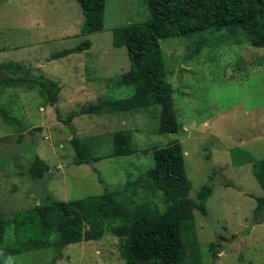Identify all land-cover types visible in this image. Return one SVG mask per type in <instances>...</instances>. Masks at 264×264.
I'll return each mask as SVG.
<instances>
[{"label": "rangeland", "instance_id": "obj_1", "mask_svg": "<svg viewBox=\"0 0 264 264\" xmlns=\"http://www.w3.org/2000/svg\"><path fill=\"white\" fill-rule=\"evenodd\" d=\"M150 18L147 0H106L103 30L83 34L84 13L76 0H0V64H20L61 87L55 106L46 104L38 85L3 90L0 104L19 122L5 123L0 114V215L33 208L47 195L72 201L115 192L154 165L155 148L179 140L192 183L189 196L197 199L205 184L213 189L206 213L194 212L199 243L186 249L184 262L264 263V208L255 213L264 191L253 171L254 162L264 158V48L242 36L240 42L227 29L191 40H161L184 129L178 133L158 132L160 106L81 114L82 106L91 102L133 94L131 85L107 82L131 67L126 46L114 44V29ZM199 36L207 43L198 56L187 57ZM85 40L91 41L90 49L52 58ZM126 129L133 133L137 153L112 156L114 134ZM74 137L90 146L96 160L76 162ZM37 156L50 165L39 181L28 172ZM154 200L164 210L163 198ZM13 229H7L10 241ZM118 240L109 234L71 244L56 264H127ZM52 257L51 251L32 250L2 264H49Z\"/></svg>", "mask_w": 264, "mask_h": 264}, {"label": "trees", "instance_id": "obj_2", "mask_svg": "<svg viewBox=\"0 0 264 264\" xmlns=\"http://www.w3.org/2000/svg\"><path fill=\"white\" fill-rule=\"evenodd\" d=\"M82 7L83 34L104 28L106 0H76ZM151 18L147 22L114 29V44L126 46L131 60L128 71L109 78V84L133 86L127 98H107L82 106L81 114L102 112H132L160 106V134L184 130L175 107V87L169 80L161 40L182 37L191 40L197 34L227 29L231 35L245 38L252 46L264 48V0H147ZM207 43L199 36L191 54L198 56ZM91 41L52 54V58L84 52ZM0 99L7 87L39 86L46 104L55 106L61 87L58 81L43 74L33 75L20 64L1 63ZM59 111V110H58ZM78 113V112H77ZM5 123L18 121L0 104ZM67 122V121H66ZM78 164L96 160L90 146L81 138L71 141ZM150 152L149 150H146ZM137 153L131 130L114 134L112 156ZM154 165L133 181L129 179L115 192L88 196L72 201L57 200L49 195L44 203L19 210L9 217L0 215V264L32 250L51 251L49 264L62 258L63 249L83 241H96L112 234L119 238L118 250L127 264H188L186 249L198 246L195 210L206 213V201L213 194L211 184H205L197 199L189 196L192 183L185 165V152L179 140L153 150ZM50 165L37 156L29 167L33 180L45 178ZM253 171L264 191V158L254 162ZM161 196L162 210L154 198ZM255 213L264 208V196L257 197ZM13 240L7 239V229ZM264 264V263H261Z\"/></svg>", "mask_w": 264, "mask_h": 264}]
</instances>
